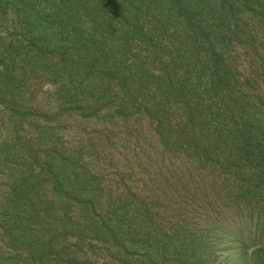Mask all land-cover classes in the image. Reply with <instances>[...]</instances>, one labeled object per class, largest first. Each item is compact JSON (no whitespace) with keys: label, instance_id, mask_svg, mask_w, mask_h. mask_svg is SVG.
Listing matches in <instances>:
<instances>
[{"label":"rangeland","instance_id":"1","mask_svg":"<svg viewBox=\"0 0 264 264\" xmlns=\"http://www.w3.org/2000/svg\"><path fill=\"white\" fill-rule=\"evenodd\" d=\"M201 7L218 14L204 20L208 33ZM216 57L229 68L213 69ZM220 86L231 92L235 138L251 128L264 144V0H0V264H149L143 249L125 255L110 235L89 233L85 208L99 179L108 189L125 174L112 193H137L157 170L143 159L155 132L176 129L175 111L195 99L215 104ZM228 160L200 169L233 181L227 199L239 200L222 216L203 221L211 204H196L186 221L171 206L164 217L181 264H264V159ZM110 209L126 240L137 235V212ZM180 225L202 227L198 254Z\"/></svg>","mask_w":264,"mask_h":264},{"label":"trees","instance_id":"2","mask_svg":"<svg viewBox=\"0 0 264 264\" xmlns=\"http://www.w3.org/2000/svg\"><path fill=\"white\" fill-rule=\"evenodd\" d=\"M227 4L228 7L231 6L230 2ZM129 9L132 15H137L133 7H129ZM194 14L200 17L199 29L205 33L209 32H206V27H208L209 23L204 20L214 19V17L218 18L217 12L208 7L207 9L201 7ZM139 17V15L136 16L137 19ZM225 66L226 69L229 68L224 63H219L218 57L215 58L213 69L218 71L219 68ZM224 88L226 89L223 91ZM215 91L219 96L218 100H215V104H213L215 106L205 103L203 99H195L191 105L187 104L186 107H181L182 109L175 111V117L179 119L176 129L155 132V134L159 135V143L157 142L158 145L150 146L153 154L149 156L143 153V159L146 163L152 164V169L157 168V170L150 176L146 173L144 174L147 181L140 183L137 193L128 192L124 197L122 194L114 195L112 193V188L120 187L121 185L125 186V174L117 180L110 178L113 187L109 185L108 189L103 187L101 179L96 182L98 190L96 194L93 193V196H91L94 201L84 211L89 233H94L95 237L96 235L103 237L104 242L110 235L113 241L117 243L118 251L123 252L125 255L132 248L143 249V255L149 264H153V259L156 258L164 260L167 264H181L183 262V260L174 258L175 248L182 246V244L171 243L173 241H169L167 236L168 228L164 222V217L167 214V217H169V207L178 209L176 213L179 216H183L184 221L187 220L185 212L196 204L201 207L205 206V204L206 207L211 204L212 212H206V216L202 218L203 221L208 220L210 216H222L225 210L234 203H231L230 197L227 199L229 196L228 192L233 191V188H235H232L233 185L231 186L233 181L226 187L224 182L217 183L211 180L215 176L219 179L215 171H201L200 169H205L204 166L206 164L213 163L216 157L221 158L222 156L228 158V162L248 160L251 163L250 159L253 161L264 159V153L262 154V150H260L264 148L261 147L264 144H262L261 139H257L256 135H253L251 139V135L248 134V132L252 131L251 128L241 134L240 141L235 138L232 132L231 125L234 121L230 114L231 92L228 86H220ZM173 98L177 100V95ZM246 124L251 125V122H246ZM96 140L103 142L99 136H97ZM134 140L139 141V137L136 136ZM251 141H254L257 145L253 149L250 145ZM182 143L191 145L181 149L179 146ZM158 151L160 152L159 157H157ZM112 156H115V154H112ZM154 157L160 161H153L151 158ZM172 159L180 162V169L177 168L178 172L171 168L173 166ZM74 179L76 180L73 183L79 180L78 177ZM247 189L251 192L249 188ZM70 194L76 196L72 188L70 189ZM124 198L136 204L135 206L131 205L134 210L123 205ZM231 200L236 199L233 198ZM107 202L111 205L109 213L120 217V219L123 218V214L130 215L133 211L137 212L140 217L137 235L130 233V237L126 240L123 236L122 223L119 220H114L113 222L107 220L109 215L103 211ZM243 202L248 205L252 202V198L245 197ZM155 204H158L161 211L154 206ZM137 206L138 208H136ZM200 211L205 212V208L199 209ZM179 229H182V232H178L181 236L184 234L190 239L191 243L188 245L192 256L198 254L199 248L202 246V243H200L202 231H199L202 227L197 229L196 226L186 227L180 225ZM109 231L110 233H108ZM202 239L205 241L204 238ZM176 243H179V239L176 240ZM170 255L172 258L169 257Z\"/></svg>","mask_w":264,"mask_h":264}]
</instances>
